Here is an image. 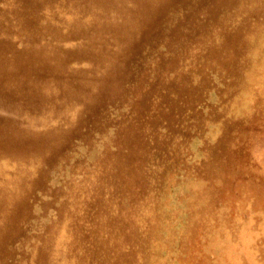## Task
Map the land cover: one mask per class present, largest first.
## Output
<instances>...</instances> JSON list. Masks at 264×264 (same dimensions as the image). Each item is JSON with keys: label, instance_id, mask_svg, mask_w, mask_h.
I'll return each mask as SVG.
<instances>
[{"label": "rangeland", "instance_id": "374dc122", "mask_svg": "<svg viewBox=\"0 0 264 264\" xmlns=\"http://www.w3.org/2000/svg\"><path fill=\"white\" fill-rule=\"evenodd\" d=\"M0 5V264H264V0Z\"/></svg>", "mask_w": 264, "mask_h": 264}, {"label": "bare ground", "instance_id": "6f19581e", "mask_svg": "<svg viewBox=\"0 0 264 264\" xmlns=\"http://www.w3.org/2000/svg\"><path fill=\"white\" fill-rule=\"evenodd\" d=\"M215 2H216V1H215ZM10 5H11V4H10ZM10 5H8V6H10ZM214 5H215V4H214ZM0 6H1V5H0ZM47 10H48V9H47ZM44 11H46V10H44ZM48 11H49V10H48ZM6 13H7V12H6ZM63 15H64V14H63ZM45 16H46V14H45ZM47 16H48V15H47ZM65 16H66V13H65ZM65 16H64V17H65ZM70 16H71V15H70ZM49 17H50V16H49ZM66 17H69V16H66ZM13 18H14V17H13ZM7 19H8V18H7ZM10 19H11V18H10ZM40 19H42V18H40ZM66 19H67V18H66ZM84 19H85V18H84ZM45 20H46V19H45ZM49 20H50V19H49ZM13 21H14V19H13ZM38 21H39V20H38ZM50 21L52 22L53 20H50ZM12 25H13V24H12ZM40 25H41V24H40ZM40 25L38 24V26H40ZM1 26H2V25H1ZM10 26H11V25H10ZM13 30H14V29H13ZM14 31H16V29H15ZM17 31H18V30H17ZM24 31H25V30H24ZM27 32H28V31H27ZM16 33H17V32H16ZM10 34H11V33H10ZM15 35H16V34H15ZM12 39H14V38H11L10 40H12ZM18 39H19V38H18ZM12 41H14V40H12ZM14 45H15V44H14ZM7 51L12 52V51H11V46H8V47H7V44H3V47L0 48V76H1V75H4V76H5V78H4L5 81H13V82H14V81L17 80V78L15 77V75H14V73H13L12 71H7V70H8V69H11V67H12V61H14V60L21 61L20 63L22 64V63H23V62H22L23 59H21V58H19V57H14V56H12L13 53H12L11 56H5V54H6ZM236 54H237V53H236ZM44 61H45V60H42L41 63L44 64ZM26 62H28L27 59H26ZM45 62H47V61H45ZM7 66H8V67H7ZM6 67H7V68H6ZM58 67H59V65L56 64V68H57V69H58ZM261 68H262V67H261ZM259 70H260V69H259ZM56 77H57V82H58V83L61 82V81L58 79V78H59V74H57ZM51 79H52V75H49V76H47L46 79L42 78L39 82H41V83H45V82H47L48 80H51ZM148 79H149V78H148ZM52 80H53V79H52ZM252 80H253V79H252ZM1 81H2V79L0 78V82H1ZM223 86H224V85H223ZM250 86H251V85H250ZM249 88H250V87H249ZM248 90H249V89H248ZM248 90H247V91H248ZM219 91H220V90H219ZM219 91H218V92H219ZM225 91H226V90H225ZM247 91H246V92H247ZM228 93H229V92H228ZM215 94H216V93H215ZM217 94H218V93H217ZM229 94H230V93H229ZM220 95H221V94H220ZM247 96H248V95H247ZM42 97H43V96H42L41 94H39V93L36 94V98L39 99V102H42V100H43ZM252 97H253V96H252ZM219 98H220V97H219ZM220 99H221V98H220ZM224 99H225V97H224ZM246 99H247V98H246ZM246 99H245V100H246ZM213 102H214V101H213ZM213 102L211 103L212 105H213ZM253 102H254V101H253ZM214 104H215V103H214ZM255 104H256V103H255ZM208 106H209V105H208ZM208 108H209V107H208ZM209 109H210V108H209ZM256 110H257V109H256ZM206 113H208V112H206ZM83 114H84V113H83ZM197 115H198V114H197ZM173 116H174V115H173ZM199 116H200V115H199ZM254 116H255V115H254ZM170 117H171V115H170ZM175 117H177V116L175 115V116H174V119H175ZM200 117H201V116H200ZM208 117H209V115H208ZM208 117L206 116L205 118H208ZM179 118H180V116H179L177 119H179ZM192 118H194V117H192ZM197 118H198V116H197ZM203 118H204V117H203ZM203 118H202V119H203ZM251 118H252V117H251ZM85 119H86V118H85ZM170 119H171V118H170ZM174 119H173V121H174ZM189 119H190V118H189ZM202 119H201V120H202ZM83 120H84V119H83ZM175 120H176V119H175ZM179 120H180V119H179ZM184 120L187 121L185 118H184ZM192 120L194 121V120H196V119H192ZM199 120H200V119H199ZM199 120H198V121H199ZM248 120H249V119H248ZM248 120H247V121H248ZM169 121H170V120H169ZM171 121H172V120H171ZM177 121H178V120H177ZM182 121H183V120H182ZM185 121H184V122H185ZM152 122H153V121H152ZM82 123H83V122H82ZM140 123H141V122H140ZM148 123H149V122H148ZM172 123H173V122H172ZM189 123H190V122H189ZM191 123H192V122H191ZM191 123H190V124H191ZM197 123H198V122H197ZM144 124H145V123H144ZM154 124H156V123H154ZM168 124H169V123H168ZM198 124H199V123H198ZM40 125H41V124H40ZM83 125H84V123H83ZM156 125H160V124H156ZM194 125L196 126L195 121H194ZM65 126H66V125H65ZM76 126H77V125H76ZM85 126H86V125H84V127H85ZM141 126H142V125H141ZM164 126L167 127L166 125H164ZM164 126H163V127H164ZM170 126H171V125H170ZM177 126H178V125H177ZM180 126H181V125H180ZM180 126H178V127H180ZM182 126H183V125H182ZM186 126H187V125H186ZM198 126H199V125H198ZM200 126H201V125H200ZM203 126H204V125H203ZM157 127H158V126H157ZM168 127H169V125H168ZM168 127H167V128H168ZM187 127H189V126H187ZM191 127H192V126H190V128H191ZM78 128H79V127H78ZM81 128H82V127H81ZM141 128H142V127H141ZM172 128H173V127H172ZM175 128H176V127H175ZM175 128H173V129H175ZM181 128H183V127H181ZM194 128H196V127H194ZM146 129H147V127H146ZM148 129H149V128H148ZM148 129H147V130H148ZM168 129H169V128H168ZM197 129H198V128H197ZM197 129H195V130H197ZM204 129L206 130L205 126H204ZM67 130H68V129H67ZM142 130H144V129H142ZM152 130H153V129H152ZM163 130H164V129H163ZM163 130H162V131H163ZM165 130H167V129L165 128ZM179 130H180V129H179ZM181 130H182V129H181ZM193 130H194V129H193ZM234 130H236V129H234ZM234 130H233V131H234ZM69 131H70V130H69ZM145 131H146V130H144L143 133H145ZM148 131H149V130H148ZM159 131L161 132V130H159ZM168 131H169V130H168ZM191 131H192V129H191ZM160 132H159V133H160ZM166 132H167V131H166ZM170 132H171V131H170ZM176 132H177V131H176ZM195 132H198V131H195ZM199 132H200V131H199ZM199 132H198V133H199ZM72 133H74V131H73ZM72 133L70 132V134H72ZM140 133H141V131H140ZM140 133H138V134H140ZM152 133H153V131H152ZM163 133H164V132H163ZM163 133H160V134H163ZM182 133H183V132H182ZM186 133H187V132H186ZM189 133H190V132H189ZM198 133H197V134H198ZM74 134H75V133H74ZM79 134H80V133H79ZM160 134H159L158 136H160ZM173 134H174V133H173ZM176 134H177V133H176ZM193 134H195V133H193ZM232 134H233V133H232ZM152 135H153V134H152ZM186 135H187V134H186ZM199 135H200V133H199ZM74 136H75V135H74ZM74 136H73V137H74ZM139 136H140V135H139ZM156 136H157V135H156ZM163 136H164V135H163ZM2 137H3V136H2ZM76 137H77V135H76ZM147 137H148V136H147ZM181 137H182V136H181ZM181 137H180V139H181ZM187 137H189V136H187ZM187 137H185V138H183V139L185 140ZM194 137H195V136H194ZM197 137H198V136H197ZM61 138H62V137H61ZM68 138H69V137H68ZM150 138H151V136H150ZM153 138H154V137H153ZM164 138H167V139H168L167 135H166V137L164 136ZM173 138H174V136H173ZM199 138H201V137H199ZM230 138H231V137H230ZM76 139H77V138H76ZM139 139H140V138H139ZM147 139H148V138H147ZM155 139H156V137H155ZM178 139H179V138H178ZM188 139H189V138H188ZM2 140H4V139H2ZM65 140H66V138H65ZM136 140H137V138H136ZM169 140H170V139H169ZM193 140H194V139H193ZM4 141H5V140H4ZM152 141H153V140H152ZM152 141H151V143H150L149 140H148L149 144H152ZM174 141H176V140H174ZM190 141H191V140H190ZM196 141H197V140H196ZM62 142H63V141H62ZM136 142H137V141H136ZM141 142H143V141H141ZM141 142H140V143H141ZM165 142H166V141H165ZM194 142H195V141H194ZM225 142H226V141H225ZM48 143H49V142H48ZM64 143H65V142H64ZM166 143H167V142H166ZM166 143H165V144H166ZM180 143H181V142H180ZM199 143H200V142H199ZM199 143H198V144H199ZM143 144H144V143H143ZM174 144H175V142H174ZM183 144H185V143H183ZM183 144H181V145H183ZM0 145H1V144H0ZM63 145H64V144H63ZM158 145H159V143H158ZM171 145H172V143H171ZM192 145H195V144H192ZM199 145H200V144H199ZM148 146H149V145H148ZM152 146H153V145H152ZM185 146H188V145H185ZM195 146H196V145H195ZM227 146H228V145H227ZM0 147H1V146H0ZM43 147H44V146H43ZM134 147L137 148L136 145H135ZM134 147H133V148H134ZM149 147H151V146H149ZM158 147H159V146H158ZM181 147H182L181 150H183V148H185V147H183V146H181ZM188 147H189V146H188ZM156 148H157V147H156ZM159 148H160V147H159ZM162 148H163V147H162ZM171 148H172V147H171ZM191 148H192V147H191ZM25 149H26V148H25ZM31 149H32V148H31ZM31 149H30V150H31ZM40 149L42 150V148H40ZM141 149H142V148H141ZM193 149H194V148H193ZM197 149H198V148H197ZM224 149H225V148H224ZM1 150H2V149H1ZM30 150H27V151H30ZM33 150H34V149H33ZM137 150H138V149H137ZM137 150H136V152H137ZM139 150H140V149H139ZM148 150H149V149H148ZM158 150H159V149H158ZM167 150H168V149H167ZM173 150H174V149H173ZM198 150H199V149H198ZM133 151H134V150H133ZM141 151H142V150H141ZM179 151H180V150H179ZM186 151H187V150H186ZM186 151H185V154H186ZM42 152H43V150H42ZM156 152H158V151H156ZM173 152H174V151H173ZM43 153H44V152H43ZM43 153H42V154H43ZM149 153L151 154L150 151H149ZM158 153L161 154L160 152H158ZM188 153H190V152H188ZM193 153H194V152H193ZM23 154H24V153H23ZM25 154H26V153H25ZM29 154H30V153H29ZM34 154H36V152H35ZM37 154H38V153H37ZM39 154H40V153H39ZM39 154H38V155H39ZM140 154H141V153H140ZM172 154H173V153H172ZM174 155H175V154H174ZM191 155H192V154H191ZM191 155H190V156H191ZM197 155H198V154H197ZM29 156H30V155H29ZM43 156H45V155H43ZM139 156H140V155H139ZM181 156H182V155H181ZM27 157H28V156H27ZM27 157H25V158H27ZM31 157L33 158L34 156H31ZM31 157H30V158H31ZM155 157H157V156H155ZM165 157L167 158V156H165ZM176 157H177V156H176ZM22 158H23V157H22ZM28 158H29V157H28ZM148 158H149V157H148ZM157 158H158V157H157ZM166 158H165V160H166ZM174 158H175V157H174ZM219 158H220V157H219ZM0 159H1V158H0ZM159 159H160V158H159ZM176 159H177V158H176ZM181 159H182V158H181ZM184 159H185V157H184ZM186 159H187V158H186ZM1 160H2V159H1ZM24 160H25V159H24ZM27 160H28V159H27ZM93 160H94V159H93ZM138 160L140 161V159H138ZM152 160H154V158H153ZM130 161H131V160H130ZM163 161H164V160H163ZM168 161H169V160H168ZM180 161H181V160H180ZM218 161H219V160H218ZM34 162H35V160H34ZM155 162H156V161H155ZM172 162H173V161H172ZM174 162H175V161H174ZM177 162H178V161H177ZM185 162H186V160H185ZM190 162H191V161H190ZM0 163H1V162H0ZM27 163H28V162H27ZM130 163H131V162H130ZM133 163H134V162H133ZM153 163H154V162H153ZM162 163H164V162H162ZM165 163H166V162H165ZM182 163L185 164L184 162H182ZM219 163H220V162H219ZM155 164H156V163H155ZM158 164H159V162H158ZM160 164H161V163H160ZM166 164H167V163H166ZM177 164H178V163H177ZM183 164H181V168H182V165H183ZM130 165H131V164H130ZM136 165H137V163H136ZM152 165H153V164H152ZM163 165H164V164H163ZM163 165H162V167H164ZM190 165H191V164H190ZM19 166H20V165H19ZM21 166H22V165H21ZM21 166H20V167H21ZM92 166H93V165H92ZM133 166H134V164H133ZM143 166H144V164H143ZM156 166H157V164H156ZM166 166H167V165H166ZM166 166H165V167H166ZM178 166H179V165H178ZM178 166H177V167H178ZM134 167H135V166H134ZM177 167H176V168H177ZM184 167H185V166H184ZM184 167H183V168H184ZM0 168H1V167H0ZM2 168H3V167H2ZM27 168H28V167H27ZM135 168H136V167H135ZM145 168H146V167H145ZM148 168H149V167H148ZM151 168H153V167L151 166L149 169H151ZM23 169H24V168H23ZM23 169H22V170H23ZM25 169H26V167H25ZM35 169H36V167H35ZM39 169H40V168H39ZM70 169H71V168H70ZM131 169H132V168H131ZM137 169H138V168H137ZM155 169L157 170L158 168L155 167ZM159 169H160V168H159ZM170 169H171V168H170ZM170 169H169V170H170ZM185 169H186V168H185ZM138 170H139V169H138ZM138 170H137V171H138ZM188 170H189V169H188ZM1 171H2V170H1ZM4 171H5V170H4V168H3V172H4ZM6 171H7V170H6ZM10 171H11V170H10ZM137 171H136V172H137ZM150 171H151V170H150ZM157 171H158V170H157ZM178 171H179V170H178ZM131 172H132V171H131ZM152 172H154V169L152 170ZM166 172H167V171H166ZM11 173H12V172H11ZM23 173H24V172H23ZM39 173H42V170H41V172L39 171ZM7 174H8V173H7ZM180 174H181V173H180ZM182 174H183V173H182ZM35 175H36V174H35ZM39 175H41V174H39ZM45 175H46V174H45ZM80 175H81V174H80ZM138 175H139V174H138ZM150 175H151V174H150ZM155 175H157V173L154 174L153 177H155ZM178 175H179V174H178ZM36 176H37V175H36ZM47 176H48V175H47ZM136 176H137V175H136ZM151 176H152V175H151ZM188 176H189V175H188ZM48 177H49V176H48ZM130 177H131V176H130ZM159 177H160V176H159ZM168 177H169V176H168ZM135 178H136V177H135ZM54 179H55V178H54ZM54 179H53V180H54ZM160 179H161V178H160ZM179 179H180V178H179ZM208 179H209V177H208ZM40 180H41V179H40ZM62 180H63V178H62ZM132 180H133V179H132ZM217 180H218V179H217ZM49 181H50V180H49ZM54 181H55V180H54ZM153 181H154V180H153ZM173 182H174V181H173ZM55 183H56V182H55ZM125 183H126V181H125ZM175 183H176V182H175ZM209 183H210V182H209ZM222 183H223V182H222ZM121 184H122V183H121ZM137 184H138V183H137ZM137 184H136V185H137ZM215 184H216V183H215ZM52 185H53V184H52ZM128 185H129V184H128ZM154 185H155V184H154ZM174 185H175V184H174ZM216 185H217V184H216ZM36 186H37V185H36ZM130 186H131V185H130ZM130 186H129V187H130ZM151 186H153V184H152ZM151 186H150V188H151ZM175 186H176V185H175ZM37 187H38V186H37ZM84 187H85V186H84ZM137 187H138V186H137ZM153 187L155 188V186H153ZM153 187H152V188H153ZM219 187H220V186H219ZM43 188H44V187H43ZM150 188H149V189H150ZM152 188H151V190H152ZM173 188H174V187H173ZM37 189H38V188H37ZM82 189H85V188H83V186H82ZM120 189H121V188H120ZM129 189H130V188H129ZM131 189H132V188H131ZM131 189H130V190H131ZM140 189H141V187H140ZM175 189H177V188H175ZM48 190H49V189H48ZM137 190H138V189H137ZM137 190L134 189V191H137ZM169 190H170V189H169ZM173 190H174V189H173ZM173 190H172V191H173ZM132 191H133V190H132ZM132 191H131V193H132ZM138 191H139V190H138ZM178 191H179V189H178ZM82 192H83V191H82ZM84 192H87V193H88L89 191H84ZM84 192H83V193H84ZM92 192H95V190H92ZM100 192H101V191H100ZM78 193H79V192H78ZM133 193H134V192H133ZM140 193H142V192H140ZM150 193H151V192H150ZM152 193H153V192H152ZM155 193H156V192H155ZM175 193H177V192L175 191L174 194H175ZM81 194H82V193H81ZM81 194H80V195H81ZM98 194H99V192H98ZM216 194H217V193H216ZM40 195H41V194H40ZM46 195H47V194H46ZM77 195H78V194H77ZM95 195H96V194H95ZM95 195H94V196H95ZM132 195H134V194H132ZM135 195H136V192H135ZM146 195H147V194H146ZM146 195H145V196H146ZM156 195H157V194H156ZM156 195H155V196H156ZM36 196H37V195H36ZM36 196H35V197H36ZM83 196H84V195H83ZM94 196H93V197H94ZM155 196H154V197H155ZM47 197H48V196H47ZM77 197H80V196L78 195ZM103 197H104V196H103ZM136 197H137V196H136ZM154 197H153V199L155 200ZM157 197H159V196H157ZM157 197H156L155 202L157 201ZM178 197H179V196H178ZM80 198H81V197H80ZM146 198H147V197H146ZM76 199H77V198H76ZM76 199H75V200H76ZM85 199H86V197H85ZM92 199H93V198H92ZM103 199H104V198H103ZM116 199H117V198H116ZM127 199H128V197H127ZM135 199H136V198H135ZM147 199H148V198H147ZM160 199H161V198H160ZM166 199H167V198H166ZM170 199H171V197H170ZM183 199H184V198H183ZM36 200H37V199H36ZM81 200H82V199H81ZM120 200H121V199H120ZM137 200H138V199H137ZM154 200H153V201H154ZM178 200H181V199H178ZM153 201H152V202H153ZM175 201L177 202L176 199H175ZM36 202H37V201H36ZM57 202H58V201H57ZM76 202H77V201H76ZM79 202H80V200H79ZM79 202H78V203H79ZM115 202H116V201H115ZM160 202H161V201H160ZM73 203H75V201L72 202V205H73ZM80 203H81V202H80ZM132 203H133V202H132ZM153 203H154V202H153ZM156 203H157V202H156ZM163 203H164V202H163ZM163 203H160V204L162 205V207H163ZM170 203H171V202H170ZM172 203H173V202H172ZM197 203H198V202H197ZM81 204H82V203H81ZM83 204H85V203H83ZM114 204H115V203H114ZM129 204L131 205V203L128 202V205H127V206H129ZM151 204H152V203H151ZM173 204H174V203H173ZM213 204H214V203H213ZM170 205H171V204H170ZM170 205H168L167 207H169ZM211 205H212V204H211ZM211 205H210V206H211ZM132 206H133V205H132ZM152 206H153V205H152ZM171 206H172V205H171ZM178 206H179V204H178ZM178 206H177V207H178ZM183 206H184V205H183ZM183 206H182V207H183ZM71 207H72V206H70V208H71ZM74 207H75V205H74ZM74 207H73V208H74ZM153 207H154V206H153ZM162 207H161V208H162ZM34 208H35V207H34ZM79 208H80V207H79ZM79 208H78V210H79ZM114 208H115V207H114ZM123 208H125V207H123ZM123 208H122V209H123ZM151 208H152V207H151ZM158 208H159V207H158ZM164 208H166V207H164ZM115 209H116V208H115ZM115 209H114V210H115ZM153 209H154V208H153ZM177 209H179V208H177ZM181 209H182V208H181ZM181 209H180V210H181ZM183 209H184V208H183ZM206 209H207V208H206ZM109 210H110V209H109ZM123 210H125V209H123ZM131 210H132V209H131ZM162 210H163V209H162ZM165 210H166V209H165ZM186 210H187V209H186ZM186 210L184 209L185 212H186ZM199 210H200V209H199ZM71 211H73V210H71ZM71 211H70V212H71ZM75 211H77V210H75ZM75 211H74V212H75ZM81 211H82V210H81ZM84 211H85V210H84ZM91 211H92V210H91ZM91 211H90V212H91ZM110 211H111V210H110ZM112 211H113V210H112ZM121 211H122V210H121ZM48 212H49V211H48ZM77 212H78V211H77ZM82 212H83V211H82ZM159 212H160V211H159ZM46 213H47V212H46ZM72 213H73V212H72ZM108 213H110V212L108 211ZM123 213H124V211H123ZM153 213H155V212H153ZM153 213H152V214H153ZM160 213H161V212H160ZM165 213H166V212H165ZM171 213H172V212H171ZM174 213L178 214V212H174ZM181 213H182V212H181ZM48 214H49V213H48ZM79 214H81V217H82V213H79ZM111 214H112V213H111ZM136 214H137V213H136ZM152 214H151V216H152ZM191 214H192V213H191ZM203 214H204V213H203ZM98 215L100 216L101 214L99 213ZM113 215H114V213H113ZM124 215H125V214H124ZM188 215H189V213H188ZM192 215H193V214H192ZM192 215H191V216H192ZM71 216H72V215H71ZM79 216H80V215H79ZM117 216H119V215H117ZM125 216H126V215H125ZM158 216H159V214H158ZM161 216H162V218H163V216H164L163 213L161 214ZM177 216H178V215H177ZM180 216H181V214H180ZM202 216H204V215H202ZM40 217H41V216H40ZM81 217H80V218H81ZM135 217H136V216H135ZM141 217H142V216H141ZM147 217H148V215H147ZM159 217H160V216H159ZM185 217H187V216H185ZM185 217H184V218H185ZM72 218H73V217H72ZM108 218H109V217H108ZM108 218H107V219H108ZM143 218H144V217H143ZM143 218H142V219H143ZM145 218H146V217H145ZM160 218H161V217H160ZM42 219H43V218H42ZM73 219H74V218H73ZM75 219H76V218H75ZM86 219H87V218H86ZM115 219L117 220V218H115ZM118 219H119V218H118ZM137 219H138V218H137ZM157 219H159V218H157ZM30 220H31V219H30ZM79 220H80V219H79ZM83 220H84V219H83ZM116 220H115V221H116ZM124 220H125V219H124ZM126 220H127V219H126ZM150 220H151V219H150ZM162 220H163V219H162ZM34 221H35V220H34ZM98 221H99V220H98ZM110 221H111V220H110ZM160 221H161V220H160ZM160 221H159V222H160ZM177 221H178V220H177ZM188 221H189V220H188ZM188 221L185 220L184 222H188ZM77 222L79 223V221H77ZM82 222H83V221H82ZM90 222H91V221H90ZM99 222H100V221H99ZM99 222H98V223H99ZM127 222H129V221H127ZM145 222H146V221H145ZM148 222H149V220H148ZM78 223H77V224H78ZM110 223H111V222H110ZM139 223H140V222H139ZM139 223H138V224H139ZM142 223H144V222H142ZM152 223H153V222H152ZM161 223H162V222H161ZM188 223H189V222H188ZM199 223H200V222H199ZM73 224H74V223H73ZM73 224H72V225H73ZM79 224H80V223H79ZM82 224L84 225V223H82ZM94 224H95V223H93V225H94ZM105 224H106V223H105ZM148 224H150V223H148ZM182 224L185 225V223H182ZM80 225H81V224H80ZM86 225H87V224H86ZM88 225H89V224H88ZM91 225H92V224H91ZM100 225H101V224H100ZM136 225H137V224H136ZM190 225H191V224H190ZM198 225H199V224H198ZM77 226H78V225H77ZM115 226H116V225H115ZM142 226H143V224H142ZM178 226H179V225H178ZM182 226H183V225H182ZM74 227H75V226H74ZM84 227H85V226H84ZM86 227H87V226H86ZM112 227H113V226H112ZM147 227H148V225H147ZM186 227H187V226H186ZM82 228H83V227H82ZM118 228H119V227H118ZM121 228H122V227H121ZM123 228H124V227H123ZM134 228H135V227H134ZM150 228H151V227H150ZM175 228H176V227H175ZM184 228H185V226H184ZM195 228H197V227H195ZM32 229H33V228H32ZM76 229H77V228H76ZM104 229H105V228H104ZM125 229H126V227H125ZM131 229H133V227H132ZM140 229H141V228H140ZM143 229H144V228H143ZM156 229H157V228H156ZM177 229H178V228H177ZM186 229H187V228H186ZM197 229H198V228H197ZM108 230H109V229H108ZM159 230H162V229H159ZM182 230H183V229H182ZM71 231H73V230H71ZM78 231H79V230H78ZM84 231H85V230H84ZM113 231H114V233H115V230H114V229H113ZM123 231H125V230H123ZM147 231H148V230H147ZM178 231H179V230H178ZM185 231H187V230H185ZM24 232H25V231H24ZM80 232H82V231H80ZM90 232H91V230H90ZM93 232H95V231H93ZM109 232L111 233V231H109ZM121 232H122V230H121ZM131 232H132V231H131ZM141 232H143V231L141 230ZM144 232H145V231H144ZM158 232H159V231H158ZM161 232H162V231H161ZM75 233H76V231H75ZM82 233H83V232H82ZM91 233H92V232H91ZM95 233H96V232H95ZM110 233H109V234H110ZM114 233H113V234H114ZM183 233H184V231L182 232V235H183ZM185 233H186V232H185ZM77 234H78V233H76V235H77ZM80 234H81V233H80ZM125 234H126V233H125ZM129 234H130V233H129ZM134 234H135V233H134ZM140 234H141V233H140ZM148 234H149V231H148ZM163 234H164V232H162V235H163ZM176 234H177V233H176ZM176 234H175V236H176ZM187 234H188V233H187ZM187 234H186V235H187ZM194 234H195V233H194ZM196 234H197V233H196ZM196 234H195V235H196ZM76 235H75V236H76ZM78 235H79V234H78ZM103 235H107V234H103ZM118 235H119V234H118ZM120 235H121V234H120ZM127 235H128V234H127ZM130 235H131V234H130ZM143 235H144V234H143ZM149 235H150V234H149ZM189 235H190V234H189ZM72 236H73V235H72ZM79 236H80V235H79ZM128 236H129V235H128ZM134 236H135V235H134ZM140 236H141V235H139V237H140ZM147 236H148V235H147ZM147 236H146V238H147ZM179 236H180V235H179ZM191 236H192V235H191ZM191 236H190V237H191ZM201 236H202V235H201ZM68 237H69V236H68ZM73 237H74V236H73ZM109 237H110V236H109ZM112 237H113V236H112ZM119 237H120V236H119ZM152 237H153V236H152ZM154 237H155V236H154ZM157 237H158V236H157ZM176 237H177V236H176ZM180 237H183V236H180ZM31 238H32V237H31ZM83 238H84V236H83ZM86 238H87V237H86ZM110 238H111V237H110ZM114 238H115V237H114ZM122 238H123V237H122ZM128 238H129V237H128ZM187 238H188V237H187ZM198 238H199V236H198ZM89 239H90V237H89ZM111 239H112V238H111ZM111 239H110V240H111ZM115 239H116V238H115ZM137 239H138V238H137ZM139 239H140V238H139ZM141 239H142V238H141ZM143 239H144V237H143ZM157 239H158V238H157ZM174 239H176V238H174ZM179 239H181V238H179ZM183 239H184V237H183ZM192 239H193V238H192ZM22 240H23V239H22ZM22 240H21L20 242H22ZM25 240H26V239H25ZM110 240H109V241H110ZM113 240H114V239H113ZM113 240H112V241H113ZM120 240H121V239H120ZM132 240H133V239H132ZM147 240H149V239H147ZM147 240H146V241H147ZM176 240H177V239H176ZM199 240H200V239H199ZM91 241H92V240H91ZM118 241H119V240H118ZM121 241H122V240H121ZM124 241H125V240H123V242H124ZM133 241H134V240H133ZM162 241H163V240H162ZM185 241H188V240H185ZM185 241H184V243H185ZM194 241H195V240H194ZM206 241H207V240H206ZM20 242H19V243H20ZM26 242H27V241H26ZM28 242H29V241H28ZM77 242H78V240H77ZM79 242H81V240H80ZM79 242H78V243H79ZM123 242H122V243H123ZM137 242H138V241H137ZM144 242H145V240H144ZM86 243H87V242H86ZM89 243H90V242H89ZM109 243H110V242H109ZM111 243H113V242H111ZM116 243H117V241H116ZM135 243H136V242H135ZM138 243H139V242H138ZM140 243H141V242H140ZM180 243H182V241H181ZM191 243H192V242H191ZM13 244H14V243H13ZM79 244H80V243H79ZM83 244H84V241H83V243H82L81 245L83 246ZM120 244H121V243H120ZM149 244H151V242H150ZM195 244H196V243H195ZM200 244H201V243H200ZM202 244H203V243H202ZM202 244H201V245H202ZM207 244H208V243H207ZM215 244H216V243H215ZM84 245H85V244H84ZM127 245H130V244H127ZM135 245H136V244H135ZM138 245H139V244H138ZM144 245H145V244H144ZM172 245H173V244H172ZM14 246H15V245H14ZM19 246H20V245H19ZM26 246H27V245H26ZM75 246H76V245H75ZM78 246H80V245H78ZM103 246H104V245H103ZM107 246H108V245H107ZM110 246H111V245H110ZM141 246H142V245H141ZM141 246H140V248H141ZM145 246H146V245H145ZM186 246H187V245H186ZM188 246H191V244L188 245ZM205 246H207V245L205 244ZM15 247H16V246H15ZM20 247H21V246H20ZM73 247H74V246H73ZM73 247H71L72 250H73ZM111 247H112V246H111ZM135 247H136V246H135ZM135 247H134V248H135ZM137 247H138V246H137ZM142 247H144V246H142ZM147 247H148V246H147ZM170 247H171V246H170ZM209 247H210V245H209ZM16 248H17V247H16ZM87 248H88V247H87ZM115 248H116V246H115ZM119 248H120V247H119ZM138 248H139V247H138ZM140 248H139V249H140ZM176 248H177V247H176ZM189 248H190V247H189ZM191 248H193V246H192ZM194 248H195V247H194ZM199 248H200V247H199ZM108 249H109V247H108ZM123 249H124V248H123ZM143 249H144V248H143ZM143 249H142V250H143ZM147 249H148V248H147ZM147 249H146V251H147ZM171 249H172V247H171ZM177 249H178V248H177ZM197 249H198V248H197ZM84 250H85V249H84ZM87 250H88V249H87ZM115 250H117V249H115ZM125 250H126V249H125ZM150 250H151V249H150ZM150 250L148 249L147 252H149ZM198 250H199V249H198ZM202 250H203V249H202ZM85 251H86V250H85ZM85 251H84V252H85ZM106 251H109V250H106ZM111 251H112V250H111ZM143 251H144V250H143ZM146 251H145V252H146ZM153 251H154V250H153ZM159 251H161L160 248H159ZM178 251H179V250H178ZM184 251H185V250H184ZM186 251H187V250H186ZM199 251H200V250H199ZM203 251H204V250H203ZM207 251H208V246H207ZM207 251H206V252H207ZM84 252H83V253H84ZM115 252H116V251H115ZM129 252H130V251H129ZM129 252H127V254H128ZM138 252H139V251H138ZM155 252H156V251H155ZM155 252H152V253H155ZM157 252H158V251H157ZM157 252H156V253H157ZM179 252H180V251H179ZM87 253H88V252H87ZM132 253H133V252H132ZM185 253H186V252H185ZM195 253H197V252H195ZM85 254H86V253H85ZM139 254H140V253H139ZM145 254H146V253H145ZM157 254H158V253H157ZM169 254H171V253H169ZM181 254H182V252H181ZM214 254H216V253H214ZM76 255H77V254H76ZM112 255H113V254H112ZM112 255H111V256H112ZM146 255H147V254H146ZM175 255H177L176 252H175ZM182 255H183V254H182ZM81 256H83V255H81ZM81 256H80V257H81ZM84 256H85V255H84ZM118 256H119V255H118ZM167 256H168V255H167ZM172 256H173V255H172ZM203 256H204V255H203ZM112 257H113V256H112ZM120 257H121V256H120ZM174 257H175V256H174ZM222 257H224V256H222ZM75 258L78 259L76 256H75ZM81 258H82V257H81ZM88 258H89V257H88ZM133 258H134V257H133ZM146 258H147V257H146ZM170 258H171V257H170ZM189 258H190V257H189ZM203 258H204V257H203ZM209 258H211V257H209ZM82 259H84V257H83ZM86 259H87V258H86ZM122 259H123V258H122ZM127 259H128V258H127ZM147 259H148V258H147ZM147 259H146V260H147ZM158 259H159V258H158ZM186 259H187V258H186ZM133 260H134V259H133ZM168 260H169V259H168ZM170 260H171V259H170ZM208 260H209V259H208ZM208 260H206V262H207ZM2 261H3V259H2ZM77 261H78V260H77ZM85 261H87V260H85ZM111 261H113V260H111ZM118 261H119V260H118ZM126 261H127V260H126ZM135 261H136V260H135ZM159 261H160V259H159ZM189 261H190V260H189ZM80 262H82V261H80ZM123 262H124V261H123ZM130 262H131V261H130ZM190 262H191V261H190ZM190 262H189V263H190ZM211 262H213V261H211ZM214 262H215V261H214ZM214 262H213V263H214ZM218 262H219V261H218ZM226 262H227V261H226ZM2 263H3V262H2ZM78 263H79V262H78ZM82 263H84V262H82ZM115 263H116V262H115ZM115 263H114V264H115ZM120 263H121V262H120ZM145 263H146V262H145ZM158 263H161V261L158 262ZM162 263H163V261H162ZM162 263H161V264H162ZM185 263H186V262H185ZM185 263L183 262V264H185ZM79 264H81V263H79ZM85 264H86V263H85ZM87 264H88V263H87ZM103 264H104V263H103ZM129 264H130V263H129ZM181 264H182V263H181Z\"/></svg>", "mask_w": 264, "mask_h": 264}]
</instances>
